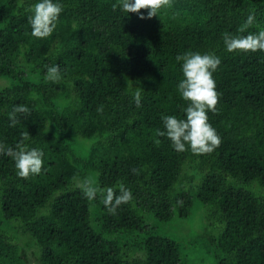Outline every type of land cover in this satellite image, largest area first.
<instances>
[{"label":"trees","instance_id":"obj_1","mask_svg":"<svg viewBox=\"0 0 264 264\" xmlns=\"http://www.w3.org/2000/svg\"><path fill=\"white\" fill-rule=\"evenodd\" d=\"M37 2L0 0V142L15 148L28 131L25 143L44 152L28 178L0 154V264H200L156 229L196 203L220 224L207 244L216 264H264V51L228 52L223 41L264 30V0H171L143 20L114 11L118 0H58L64 10L47 38L28 22ZM187 51L221 59L213 78L222 95L208 115L222 143L210 154L177 152L155 135L163 116L186 118L175 58ZM53 65L58 82L46 79ZM20 104L31 111L13 127ZM84 181L122 183L133 199L110 214L102 193L85 198Z\"/></svg>","mask_w":264,"mask_h":264},{"label":"clouds","instance_id":"obj_2","mask_svg":"<svg viewBox=\"0 0 264 264\" xmlns=\"http://www.w3.org/2000/svg\"><path fill=\"white\" fill-rule=\"evenodd\" d=\"M130 14H139L140 19H151L158 16L162 8L171 7V0H118L112 4V9L117 8ZM147 10V16L141 10ZM63 5L56 0H38L30 9L31 15L28 22L31 25L32 35L36 38H47L51 36L58 26L60 14L63 12ZM255 19L254 14L249 15L247 21L239 31L243 33ZM223 41L228 52L243 51L256 52L264 51V30L256 34L233 35L223 34ZM176 61L182 63L183 79L178 84V92L188 102L184 109L186 118H178L175 115L162 117L164 130L157 129L155 135L166 137L172 143L177 152L191 150L193 154H210L222 143L221 137L216 129L210 124L209 112H216L219 98L222 94L217 92L216 81L213 74L221 64V59L214 53L201 54L200 52L187 51L176 56ZM46 79L58 82L62 79V72L59 65L46 66ZM142 88L137 87L134 93V100L139 107L141 105ZM30 109L23 104L16 105L9 113L11 126L18 123L20 115H29ZM98 111H103L99 108ZM48 132L49 129H46ZM30 138V133H22V139L15 145V148L6 146L0 142V154L10 155L17 169V175L21 178H28L30 175H38L42 171L44 163V152L38 148H30L25 141ZM161 141L155 140L159 145ZM138 174V170L134 169ZM78 187L88 201H94L98 193L103 194V203L110 214H116L122 204H127L133 199L130 189L124 184H118L117 188L108 187L101 190L92 185L90 181H84ZM118 189V191H117Z\"/></svg>","mask_w":264,"mask_h":264},{"label":"rangeland","instance_id":"obj_3","mask_svg":"<svg viewBox=\"0 0 264 264\" xmlns=\"http://www.w3.org/2000/svg\"><path fill=\"white\" fill-rule=\"evenodd\" d=\"M208 210L206 205L196 203L189 217L157 223L156 229L161 234L179 238L184 252L194 254L200 264H216L214 250L209 248V240L212 236L219 235L220 224L209 218Z\"/></svg>","mask_w":264,"mask_h":264}]
</instances>
